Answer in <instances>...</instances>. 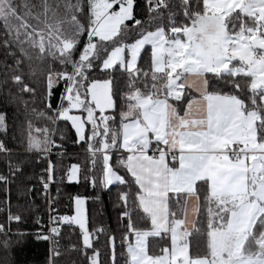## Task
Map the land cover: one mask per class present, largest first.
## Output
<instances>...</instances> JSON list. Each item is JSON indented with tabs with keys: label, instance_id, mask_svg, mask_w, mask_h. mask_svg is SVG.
Wrapping results in <instances>:
<instances>
[{
	"label": "snow or ice",
	"instance_id": "6c2138e0",
	"mask_svg": "<svg viewBox=\"0 0 264 264\" xmlns=\"http://www.w3.org/2000/svg\"><path fill=\"white\" fill-rule=\"evenodd\" d=\"M81 179L116 229L57 209ZM31 238L41 264H264V0H0V264Z\"/></svg>",
	"mask_w": 264,
	"mask_h": 264
},
{
	"label": "trees",
	"instance_id": "16d2710c",
	"mask_svg": "<svg viewBox=\"0 0 264 264\" xmlns=\"http://www.w3.org/2000/svg\"><path fill=\"white\" fill-rule=\"evenodd\" d=\"M82 150L78 145H72L69 143L68 153L69 157L65 158V166L75 163L76 159L71 158L73 154L77 152H81ZM28 163V175L22 179L31 178L32 183L36 184L37 179L36 176L41 173L42 169L46 166L39 160H31L27 161ZM35 174V175H33ZM31 187V185H28ZM39 187V185H38ZM53 187H59L60 193L56 200H59L60 203L57 205V209L61 213H66L68 211V203L69 196L81 194L88 197L87 200V210L93 217L94 223H103L105 226L110 225L111 229H116V211H115V198H116V189L113 186V191L108 193L105 191H97L96 195L99 196V200L94 198L93 189L90 186H86L83 179H81L80 183L76 182H65L63 184H59V181L53 184ZM35 203L40 208V212L44 213L46 211V206L44 199L41 196V191L35 197ZM20 230L24 232H33L34 226L32 221H28L20 226ZM117 241L119 242V235H117ZM103 245V239H101V246ZM45 249L41 242L35 241L34 238L25 240L23 245L21 246L18 257L21 261V264H41L44 258Z\"/></svg>",
	"mask_w": 264,
	"mask_h": 264
},
{
	"label": "built area",
	"instance_id": "2783aa9c",
	"mask_svg": "<svg viewBox=\"0 0 264 264\" xmlns=\"http://www.w3.org/2000/svg\"><path fill=\"white\" fill-rule=\"evenodd\" d=\"M45 193L43 191H41V196L42 198L44 197ZM49 195L51 198H53L54 200L57 199L58 194H57V187H53V184L50 186V190H49Z\"/></svg>",
	"mask_w": 264,
	"mask_h": 264
},
{
	"label": "crops",
	"instance_id": "0c3cea01",
	"mask_svg": "<svg viewBox=\"0 0 264 264\" xmlns=\"http://www.w3.org/2000/svg\"><path fill=\"white\" fill-rule=\"evenodd\" d=\"M67 181V180H66ZM68 182V181H67ZM86 208H87V202H86Z\"/></svg>",
	"mask_w": 264,
	"mask_h": 264
}]
</instances>
